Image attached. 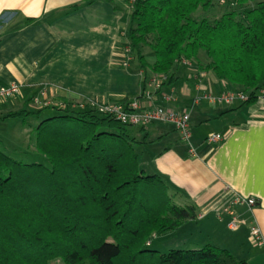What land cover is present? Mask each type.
<instances>
[{
  "label": "trees",
  "instance_id": "16d2710c",
  "mask_svg": "<svg viewBox=\"0 0 264 264\" xmlns=\"http://www.w3.org/2000/svg\"><path fill=\"white\" fill-rule=\"evenodd\" d=\"M218 19L195 17L212 0H134L128 56L167 84L183 61L241 90L247 103L264 88V0H233ZM249 3L255 6L244 10ZM148 47V64L141 53ZM46 110L50 115L41 117ZM36 118L34 150L16 161L0 151V264H247L225 249L151 250L154 237L194 222L192 204L178 205L168 186L139 165L144 130L96 107L46 105L0 119Z\"/></svg>",
  "mask_w": 264,
  "mask_h": 264
},
{
  "label": "crops",
  "instance_id": "0c3cea01",
  "mask_svg": "<svg viewBox=\"0 0 264 264\" xmlns=\"http://www.w3.org/2000/svg\"><path fill=\"white\" fill-rule=\"evenodd\" d=\"M130 5V0H0V86L19 85V95L9 100H20L30 110L65 103L186 112L190 128L196 127L182 141L186 146L167 142L171 129L179 133L171 123H160L170 128L154 127L151 139L146 127L155 122L139 126L144 130L138 139L144 137L152 148L147 157L153 174L168 186L175 204L195 207V221L213 218L216 230L232 232L229 243L235 251L228 252L235 259L264 264V104L205 99L241 90L193 65L179 66L168 84L165 76L151 73L143 82V72L128 56ZM154 77L161 80L159 89L152 84ZM211 134L223 139L208 143ZM165 141L159 150L157 144ZM248 198L256 201L253 207L236 203ZM224 206L238 218L237 230L229 227ZM251 226L259 229L260 246L250 239ZM243 228L246 243L235 235Z\"/></svg>",
  "mask_w": 264,
  "mask_h": 264
},
{
  "label": "rangeland",
  "instance_id": "374dc122",
  "mask_svg": "<svg viewBox=\"0 0 264 264\" xmlns=\"http://www.w3.org/2000/svg\"><path fill=\"white\" fill-rule=\"evenodd\" d=\"M212 0L213 8L209 9L207 12L197 11L194 14L195 17L205 16L209 20L218 19L224 12L237 9L236 5H234L233 0ZM255 6V3H249L243 7L244 10L250 9ZM151 50L144 51V56L147 60L153 59L151 54ZM137 64V62L135 61ZM148 82V81H147ZM147 84V83H146ZM145 84V85H146ZM147 86V85H146ZM165 88V87H164ZM147 91H152V88L147 87ZM153 93V92H152ZM201 98V97H200ZM38 104L33 103V107H37ZM103 107V106H102ZM102 107H96L99 110ZM30 110L28 106H22L20 100H7L5 102L0 103V117L6 116L9 112H16L20 110ZM52 110H46L43 112L40 118L50 115ZM36 118H6L0 119V151L11 157L16 161H22L24 163H30L36 160H42L40 156L35 153L34 150V138L33 129L37 124ZM193 122V121H192ZM161 122H155L154 126L149 125L146 127L148 139L153 138L154 127L165 126L170 128L168 124H160ZM197 126V125H196ZM134 131H138L140 129L139 126L133 127ZM196 129L193 125H191L190 131L191 134ZM146 131V130H145ZM170 138L167 142H170L173 146H181L186 144L182 142L181 136L179 133L174 132L172 129L169 131ZM165 142L157 144V148L159 150H163L165 148ZM152 148H148V145H141L135 148L136 154L138 155V162L141 168L147 174H153L154 169L151 167V163L148 160L147 153L148 150ZM174 202V201H173ZM225 225V224H224ZM247 227V226H246ZM230 231H225L221 233L216 230L213 224V218H208L202 222L194 221L189 222L182 227H180L175 233L169 234L166 236L154 237L150 240L151 246L149 247L151 250H156L160 253H166L169 250H195L202 248L203 246L209 244L215 246L217 248L235 251L234 247L229 243L230 241ZM238 236L240 241L245 242L246 239V231L245 228L240 230L235 234ZM237 256V255H236ZM240 258L239 256H237Z\"/></svg>",
  "mask_w": 264,
  "mask_h": 264
},
{
  "label": "built area",
  "instance_id": "2783aa9c",
  "mask_svg": "<svg viewBox=\"0 0 264 264\" xmlns=\"http://www.w3.org/2000/svg\"><path fill=\"white\" fill-rule=\"evenodd\" d=\"M134 0H130L132 3ZM223 3V1L221 0ZM183 66L190 67V63L183 61ZM152 84L155 89H159L161 86V80L158 77L152 79ZM20 93V86L17 84H10L7 86H0V102L13 99L18 96ZM205 99L215 100L225 104L233 103L234 101L246 102L248 96L243 92H226L220 95L218 98L214 99L209 96H205ZM256 99L260 104H264V88L258 91ZM138 106L136 104H129L127 107L121 105H110L103 106L100 111L106 114L114 116L118 121L123 124L130 126H142L152 122H166L174 125L175 129L179 132L181 140L187 142L190 137V125H189V116L186 112H175L171 110H166L162 108H153L149 110H143L137 112ZM223 139V136L220 134H211L206 138V141L211 144H217ZM190 154H193V151H189ZM237 204H245L248 207H253L256 204V201L252 198L248 199H237ZM223 213H227L231 216V222L229 227L232 230H237L240 226L238 218L232 213L230 206H224L222 209ZM249 236L253 244L260 246L261 245V236L259 229L256 226H251L249 228Z\"/></svg>",
  "mask_w": 264,
  "mask_h": 264
}]
</instances>
